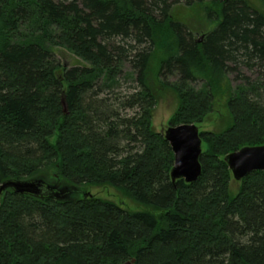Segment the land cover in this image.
<instances>
[{"label":"trees","instance_id":"trees-1","mask_svg":"<svg viewBox=\"0 0 264 264\" xmlns=\"http://www.w3.org/2000/svg\"><path fill=\"white\" fill-rule=\"evenodd\" d=\"M178 5L203 7L202 41ZM244 67L257 80L233 87ZM124 74L137 88L110 91ZM156 80L179 99L174 126L225 102L194 183L172 182ZM262 144L264 0H0V183L110 186L136 205L8 190L0 264H264V171L235 181L225 161Z\"/></svg>","mask_w":264,"mask_h":264},{"label":"water","instance_id":"water-1","mask_svg":"<svg viewBox=\"0 0 264 264\" xmlns=\"http://www.w3.org/2000/svg\"><path fill=\"white\" fill-rule=\"evenodd\" d=\"M202 38L199 41H202ZM161 133L170 143L174 153V165L171 169L172 182L179 179L186 183L196 182L202 175L200 157L203 153V139L200 128L193 123L167 125ZM225 161L232 172L235 181H241L246 175L255 171H264V144L243 146L225 156ZM12 190L17 193L29 194L41 199L46 196L56 197L58 200H70L76 196H93L81 188L50 182L43 177L14 180L8 179L0 183V204L4 194ZM134 260L126 264H132Z\"/></svg>","mask_w":264,"mask_h":264},{"label":"rangeland","instance_id":"rangeland-1","mask_svg":"<svg viewBox=\"0 0 264 264\" xmlns=\"http://www.w3.org/2000/svg\"><path fill=\"white\" fill-rule=\"evenodd\" d=\"M175 15L177 18L182 19L185 23H187L188 27L193 31L194 38L199 40L207 31L206 22L204 20V12L203 7H187L185 5H178ZM241 71L233 70L229 73V78L231 80L232 86L236 87L241 83H246L247 77L248 81H255L258 78L259 70L257 68L248 69V68H240ZM128 71L126 68L125 74ZM122 77L120 83L115 86L110 91L121 93L122 95H127L130 92H133L135 88H137V83L135 81V77H131L126 75ZM245 76V77H244ZM167 79L171 82H174L178 79L176 74L168 75ZM157 81V80H156ZM157 85L160 88L159 90V98L158 103L155 108V114L152 120L153 127L156 131H160L162 128L170 124V119L175 114L178 106L179 99L174 91L171 89H166L162 87L161 83L157 81ZM194 87L200 89L203 85V82L197 81L193 83ZM106 94H108L109 89L106 90ZM225 102L224 100L219 99L215 106V110L207 116L204 122L200 124V131H211L214 129H218L221 123V119L225 114ZM171 125V124H170ZM54 141V139H52ZM207 149V146L204 145V150ZM86 191L91 192L98 198L108 199L118 203L121 206L135 209L136 205L129 199L124 196L117 189L110 186H86L83 188ZM81 196V195H80ZM129 262V261H127ZM125 262L124 264H126Z\"/></svg>","mask_w":264,"mask_h":264}]
</instances>
